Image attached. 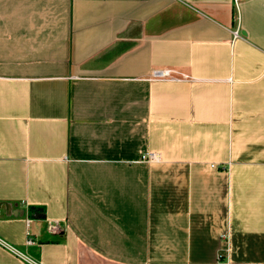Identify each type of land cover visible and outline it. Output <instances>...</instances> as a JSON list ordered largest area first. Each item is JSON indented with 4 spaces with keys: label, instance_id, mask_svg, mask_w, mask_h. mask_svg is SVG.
<instances>
[{
    "label": "crops",
    "instance_id": "crops-1",
    "mask_svg": "<svg viewBox=\"0 0 264 264\" xmlns=\"http://www.w3.org/2000/svg\"><path fill=\"white\" fill-rule=\"evenodd\" d=\"M0 240L264 264V0H0Z\"/></svg>",
    "mask_w": 264,
    "mask_h": 264
},
{
    "label": "built area",
    "instance_id": "built-area-1",
    "mask_svg": "<svg viewBox=\"0 0 264 264\" xmlns=\"http://www.w3.org/2000/svg\"><path fill=\"white\" fill-rule=\"evenodd\" d=\"M245 1H250V0H232V3H233V6L235 7V9L238 10L239 5L242 2H245ZM234 36L236 37L237 33H235ZM170 75H171L170 71L156 72V73L153 74V76L155 78H166V77H169ZM157 160H158V155L155 154V153H146V154L142 155L141 158H140V161L143 162V163H151V162H154V161H157ZM56 229H57V224H53L51 226V230L55 231ZM32 244H33V242L28 238L26 240V245L30 246ZM0 247L5 249L6 251L10 252L11 254L15 255L17 258H19L23 262H26L27 264H36L35 262L30 260L26 256H24L21 253H19L13 247H11L8 244H6L5 242H3L2 240H0Z\"/></svg>",
    "mask_w": 264,
    "mask_h": 264
}]
</instances>
